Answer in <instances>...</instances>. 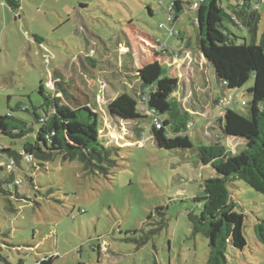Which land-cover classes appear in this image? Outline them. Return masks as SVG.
<instances>
[{"label": "rangeland", "instance_id": "374dc122", "mask_svg": "<svg viewBox=\"0 0 264 264\" xmlns=\"http://www.w3.org/2000/svg\"><path fill=\"white\" fill-rule=\"evenodd\" d=\"M173 1L19 0L13 12L0 0V115L12 114L33 127L23 138L0 136V145L19 152L24 141L35 140L38 124L31 111L42 102V82L72 108H90L96 136L113 147L116 159L107 177L86 174L78 161L60 156L30 164L22 160L12 179L20 183L10 189V175L0 170V258L10 264H35L49 256L52 264H206L207 238L193 232L188 215L199 214L193 198L203 194L204 179L215 172L196 156L183 158L155 144L152 114L137 96L135 74L143 64L158 61L178 79L172 97L193 117V145L199 144L197 138L214 144L220 136L234 155L241 152L242 141L223 136L218 117L226 108L247 112L253 81L247 73L245 81L226 73L230 62L222 55L212 63L197 54L193 7H184L173 23L178 36L170 34L167 10ZM230 1L222 4L228 9ZM257 13L258 40L264 3ZM226 26L238 42L251 41L247 27ZM163 47L183 51L175 57ZM189 49H195L192 56ZM171 59L176 65L168 70ZM222 77L228 85L221 86ZM122 93L133 98L142 116L125 120L111 113L110 102ZM138 126L145 127L143 136L138 137ZM6 160L0 155V163ZM233 183L228 187L235 210L243 214L246 245L236 249L228 244L227 264H264V244L254 232L258 219H264V195L240 180ZM161 217L166 227L148 234L160 226Z\"/></svg>", "mask_w": 264, "mask_h": 264}, {"label": "trees", "instance_id": "16d2710c", "mask_svg": "<svg viewBox=\"0 0 264 264\" xmlns=\"http://www.w3.org/2000/svg\"><path fill=\"white\" fill-rule=\"evenodd\" d=\"M193 1L172 2L167 12H171L173 22L178 19L184 7L192 8ZM246 1H230L227 9L222 0H201L194 9L197 13L195 25L197 46L202 49L205 56L215 61L222 55L224 60L231 62L238 76L241 78L243 76L246 80L247 73L252 77L253 84L248 89L251 100L247 112L240 113L226 108L221 119L220 115L218 117L222 125V135L242 141L243 147L239 154H231L221 142L220 136L214 144L205 143L197 138L199 144L193 145L191 141V129L195 125L193 117L181 107L176 98L172 97V93L178 87V79L165 73L158 61L143 64L135 74L139 81L137 96L144 103L145 110L152 114L149 117L150 132L155 144L169 152L178 153L183 158L189 155L196 156L198 163L211 166L215 172V175L204 179L203 194L193 198L194 202L199 204V214L188 215L193 232L201 233L207 238L209 252L206 264H227L225 253L228 244L236 249H243L246 245L243 236V214L235 210L236 205L228 185L235 187L233 182L240 180L264 195V31L257 40L259 20L257 10L264 1L260 2L256 9L251 7L257 0L245 5ZM4 3L13 12L20 8L19 0H4ZM227 23L247 27L252 36L251 41L238 42L237 36L226 26ZM35 39L37 40V36ZM89 58L88 55V59H85L91 64ZM235 76L237 77L236 74ZM223 80L227 79L221 78V81ZM239 84L240 82L231 85L237 87ZM38 93L42 102L31 111L33 120L38 124L36 138L34 141H24L21 150L39 162L52 161L56 156H60L63 161L75 160L82 165L86 174L107 177L109 167L116 159L112 158L113 147H106L103 140L96 136L95 115L91 113L90 108H72L64 103L60 96L54 95L44 87L42 82L38 85ZM244 102L246 105L247 102ZM109 108L119 119L132 120L142 116L138 113L140 110L136 109L133 98L126 93L118 95L117 99L111 101ZM153 118L161 120L160 128L153 124ZM26 124L24 120L12 114L0 115V136L23 138L33 131V127ZM138 129V137L143 136L145 127L138 126ZM0 155L7 158L5 163H0V170L7 173L5 176L10 175L11 181L14 169L7 170L8 160H13L15 166L21 168L23 159L19 152L2 145ZM2 186L0 183V189ZM16 187L17 185H14V188ZM4 192L9 193V190ZM160 210L158 208L155 211L163 214ZM159 223L158 228L150 229L147 233L153 235L167 225L163 217ZM254 232L258 242L264 244V219H258ZM142 242L144 240L140 241ZM52 259V256L42 258L35 264H52ZM0 262L10 264L3 258H0Z\"/></svg>", "mask_w": 264, "mask_h": 264}, {"label": "built area", "instance_id": "2783aa9c", "mask_svg": "<svg viewBox=\"0 0 264 264\" xmlns=\"http://www.w3.org/2000/svg\"><path fill=\"white\" fill-rule=\"evenodd\" d=\"M200 1L201 0H197V1L194 0L192 7L194 9L197 8ZM262 1H264V0H257V2L251 8L256 9L258 7V4ZM169 8H170V6H169ZM169 8H168V10H169ZM166 25H167V29H168L170 34L176 35V36L178 35V32L176 30H174V27H173V17H172L171 12L170 13L168 12ZM163 26H164V24H160V27H163ZM162 51L167 52L169 55H174L175 57H177V55L179 54V52L173 51V50H167L165 47L162 48ZM222 83L227 84V81L223 80ZM229 98H232V96H230ZM241 104H245V102L242 101ZM153 122L157 128L161 126V120H158L157 118L156 119L153 118ZM19 155L27 163L33 161L32 156L30 154L25 153L23 150L19 151ZM14 166H15V164H14L13 160H8V162L6 164V168L8 170H12V169H14ZM19 183H20V180H12L10 184H7V187H8V189H10L12 185H19Z\"/></svg>", "mask_w": 264, "mask_h": 264}, {"label": "crops", "instance_id": "0c3cea01", "mask_svg": "<svg viewBox=\"0 0 264 264\" xmlns=\"http://www.w3.org/2000/svg\"><path fill=\"white\" fill-rule=\"evenodd\" d=\"M250 4L251 3V0L250 1H246V2H244V4L246 5V4ZM262 3H264V2H262ZM261 6V5H260ZM260 8V7H259ZM258 8V9H259ZM176 21H174L173 23H175ZM189 48V47H188ZM195 49H189V52H190V54H191V56H192V54H194V51ZM155 51L156 52H158L159 53V51L157 50V49H155ZM173 51H177V52H181V51H183V47H182V49L180 50V49H178V50H173ZM197 54H203L204 56H205V54H204V52L202 51V49H197ZM162 55V54H161ZM164 57V56H163ZM206 57V56H205ZM160 58V57H159ZM207 58V57H206ZM208 60L210 61V62H212L213 63V61L212 60H210V58H208ZM171 63L170 64H166L165 66H166V68H168V70H169V67L171 66V65H176V64H173V63H176L175 61H172V59H171V61H170ZM208 62V61H207ZM226 71V73H229L231 76H235V74L238 76V74L236 73V71L234 70V68H233V66H232V64H231V62H230V64L228 65V67H227V70H225ZM235 73V74H234ZM222 78H224V77H222ZM220 80H221V78H220ZM243 80H245V79H243ZM48 85H49V83H48Z\"/></svg>", "mask_w": 264, "mask_h": 264}, {"label": "water", "instance_id": "95a60500", "mask_svg": "<svg viewBox=\"0 0 264 264\" xmlns=\"http://www.w3.org/2000/svg\"><path fill=\"white\" fill-rule=\"evenodd\" d=\"M195 23L197 24V19H196Z\"/></svg>", "mask_w": 264, "mask_h": 264}, {"label": "clouds", "instance_id": "9594fccd", "mask_svg": "<svg viewBox=\"0 0 264 264\" xmlns=\"http://www.w3.org/2000/svg\"><path fill=\"white\" fill-rule=\"evenodd\" d=\"M221 85V84H220ZM222 86V85H221Z\"/></svg>", "mask_w": 264, "mask_h": 264}]
</instances>
